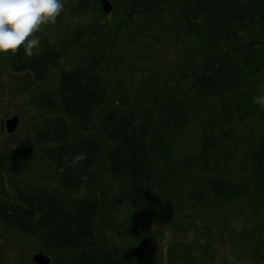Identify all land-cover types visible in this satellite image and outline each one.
I'll return each instance as SVG.
<instances>
[{
  "label": "trees",
  "instance_id": "trees-1",
  "mask_svg": "<svg viewBox=\"0 0 264 264\" xmlns=\"http://www.w3.org/2000/svg\"><path fill=\"white\" fill-rule=\"evenodd\" d=\"M89 2L80 0V7L86 9ZM116 2L111 13L124 28L141 23L144 16L161 15L172 8L176 41L185 47L189 66H184L178 74L169 73L165 91L150 93L149 105L137 116L131 111L124 112L122 103L112 105L114 92L104 76L108 67L106 57L102 55L104 51L95 54L88 66L58 74L57 97L52 98L51 104H58L63 116L45 117L38 136L46 142L44 152L54 162L57 181L67 191L90 189L98 181L99 171L106 167L116 180L128 183L131 200L142 205L153 192L161 199L166 198L171 188L170 177L176 166L167 170L163 162L170 155V136L180 123L187 122L183 109L195 107L193 112L198 122L210 112L215 124V120L232 125L243 123L254 115L264 121V109L250 102L255 93L247 79L249 74H258L264 68V0ZM91 5L97 15H106L101 0H93ZM160 26L163 23H157L154 29ZM190 40L195 42L192 45L199 44L197 49L191 51L187 45L182 46L183 41ZM62 52L55 47L43 49L40 54L24 59L23 51H17L14 72L31 75L32 82L42 81L48 71L59 68L56 64ZM183 83L188 84V90L177 95ZM234 94L243 101L234 102ZM212 104H217V108L209 110ZM209 123L200 124L203 129L200 160L187 157L181 163L183 170L195 168L197 175L208 180L207 189L189 196L188 200L202 207H210L212 203L206 199L211 198L214 205L245 198L253 203L264 202V135L258 144L253 143L252 136L248 150L245 146L247 165L242 169L249 180L232 183L221 176L233 156L230 148L221 150L229 133L219 131L212 139L206 128ZM32 147L30 137L23 139L10 155L8 172L18 173L27 165ZM81 153L86 154V159H77ZM213 157L214 164L210 161ZM85 175L86 180L82 179ZM6 180L2 175L0 194L7 195L8 201L0 200V224L37 239L43 247L42 253L52 258V264H134L126 249L106 239L104 231L114 222L101 199L63 198L55 186L48 185L37 186L40 189L32 193L17 188L11 196ZM113 230L120 231L119 227ZM33 264L37 263L33 261Z\"/></svg>",
  "mask_w": 264,
  "mask_h": 264
},
{
  "label": "rangeland",
  "instance_id": "rangeland-1",
  "mask_svg": "<svg viewBox=\"0 0 264 264\" xmlns=\"http://www.w3.org/2000/svg\"><path fill=\"white\" fill-rule=\"evenodd\" d=\"M92 1L83 9L80 0H65V8L56 23L43 26L36 33L41 41L37 54L54 47L61 52L64 50L59 53L62 55L56 64L59 68L48 71L46 79L32 82L31 75L14 72L15 54L0 55V187L2 175H5L11 196L12 190L17 188L32 193L40 189L37 186L48 185L55 186V191L63 198L92 196L101 199L114 222L104 231L106 239L126 249L134 264H264V202L253 203L245 198L242 201L233 199L227 205H214L211 198L206 199L207 203H212L210 207L195 205L188 200L189 196L205 191L208 180L197 175L195 168H181L187 157L200 160L202 125L210 122L206 128L212 139L219 131L229 133L221 150L230 148L234 156L221 171L222 178L232 183H245L249 180L242 169L247 165L245 146L248 150L252 136L253 143L258 144L264 135V121H259L256 115L243 123L232 125L215 120V124L210 118L211 112L198 122L193 112L195 107L183 109L187 122L180 123L170 136L172 152L169 149L170 155L163 162L167 170L176 166L170 177L171 188L164 199L153 192L142 205L132 201L128 183L116 180L106 167L99 171L98 181L85 191H67L57 181L54 162L45 154L46 142L38 133L45 117L63 116L59 105L51 104L52 98L57 97L59 73L88 66L95 54L104 51L102 55L108 66L104 76L114 92L112 105L122 103L124 112L140 116L149 105V94L165 91L168 76L189 66L185 47H180L176 41L172 8L161 15L144 16L141 23L124 28L111 12L97 15ZM111 2L114 9L117 2ZM157 23L164 26L154 29ZM182 43L191 51L199 46L192 45L195 43L192 40ZM23 55L24 59L28 57ZM247 79L254 89L255 95L250 101L253 102L255 96L264 93V68L258 74H249ZM179 88L177 95H182L188 90V84L183 83ZM40 96L43 97L39 99ZM46 96L50 97L45 99ZM233 97L234 102L242 100L238 94ZM212 108H217V104L209 106V110ZM14 115L19 117V123L9 134L5 123ZM27 137L33 145L29 162L18 173L8 172L10 155ZM210 161L214 164L216 158ZM0 196L4 198L0 200L7 203L8 196ZM114 227H119L120 231L113 230ZM42 249L37 239L0 224V264H33V256Z\"/></svg>",
  "mask_w": 264,
  "mask_h": 264
},
{
  "label": "clouds",
  "instance_id": "clouds-1",
  "mask_svg": "<svg viewBox=\"0 0 264 264\" xmlns=\"http://www.w3.org/2000/svg\"><path fill=\"white\" fill-rule=\"evenodd\" d=\"M64 8L65 0H0V55L17 51L35 55L41 43L36 33L55 24ZM253 102L264 109V93L255 96ZM77 159H86V154H78Z\"/></svg>",
  "mask_w": 264,
  "mask_h": 264
},
{
  "label": "water",
  "instance_id": "water-1",
  "mask_svg": "<svg viewBox=\"0 0 264 264\" xmlns=\"http://www.w3.org/2000/svg\"><path fill=\"white\" fill-rule=\"evenodd\" d=\"M101 5L104 13H110L113 10V4L110 0H101ZM18 123L19 117L17 115L8 118L5 123L6 132L9 134L13 133L16 130ZM33 261L37 264H52V258L42 252L35 254Z\"/></svg>",
  "mask_w": 264,
  "mask_h": 264
}]
</instances>
